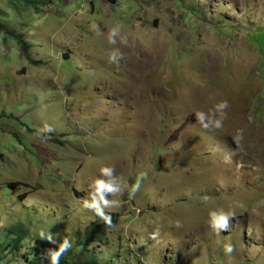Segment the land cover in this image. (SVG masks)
<instances>
[{
  "label": "rangeland",
  "instance_id": "374dc122",
  "mask_svg": "<svg viewBox=\"0 0 264 264\" xmlns=\"http://www.w3.org/2000/svg\"><path fill=\"white\" fill-rule=\"evenodd\" d=\"M30 1L0 0L29 44L0 32V243L23 224L54 236L44 264L65 237L100 264H264V0Z\"/></svg>",
  "mask_w": 264,
  "mask_h": 264
},
{
  "label": "trees",
  "instance_id": "16d2710c",
  "mask_svg": "<svg viewBox=\"0 0 264 264\" xmlns=\"http://www.w3.org/2000/svg\"><path fill=\"white\" fill-rule=\"evenodd\" d=\"M13 1V0H11ZM25 2L26 4H32L30 0H18ZM109 4H116L117 0H107ZM0 32L5 38H15L24 50L29 49V44L21 33H16L12 29L2 27L0 25ZM106 215V214H105ZM110 217V223L116 221V217L113 215H106ZM102 217V216H101ZM101 217L97 220L101 221ZM105 224H109L105 219ZM105 228L98 224L91 226L84 234V246H91L95 240H103L106 238ZM44 241L40 237L31 238L30 231L23 225L18 224L7 230V237L3 243H0V255H4V258L0 260L1 264H44L40 260V255L44 251ZM78 248V247H77ZM76 250V249H75ZM74 250V254H75ZM28 254V255H27ZM29 256V257H28ZM7 257L11 260L5 262ZM46 264H50L47 262ZM59 264H100L98 257L93 253H87L80 255L79 253L71 256L67 253H63L60 256Z\"/></svg>",
  "mask_w": 264,
  "mask_h": 264
},
{
  "label": "clouds",
  "instance_id": "9594fccd",
  "mask_svg": "<svg viewBox=\"0 0 264 264\" xmlns=\"http://www.w3.org/2000/svg\"><path fill=\"white\" fill-rule=\"evenodd\" d=\"M119 32V26L113 27L109 30V40L110 42H113L111 40V37L113 35H116ZM121 53L117 52V53H110L109 55V60L112 62H118V59L121 57ZM218 109L221 110L220 112V118L216 121L213 122V126L216 128H219L222 126V120L226 117V113L223 111L224 109H226L228 107V102L226 100L221 101L217 104L216 106ZM197 118L200 121V123L202 124L203 127H208L207 125L202 123L203 120V114L197 113ZM46 130L51 131V127L48 125H45ZM114 168L113 167H109V166H104L100 169V171L103 173V175L105 176H111L112 172H113ZM145 174L144 173H140V175L137 177L135 184L132 185L131 188V192H135L137 190V188L140 186V182L141 179L143 178ZM95 190L98 193L104 192V191H108V192H114L116 191V188L111 184V183H106L101 179H97L95 181ZM101 199H103V197L101 196ZM105 204H107V201H104ZM93 207H95L96 213L100 216H102L107 222L110 223V217L106 216L103 211L101 210V208L99 207L98 204H94L92 205ZM211 215V221H210V225L213 228V230L219 232L221 229L223 230H227L228 229V223H229V219L232 216L231 212H221L219 214L213 212L210 214ZM41 238H45L50 242L55 243V239L53 238L54 236L49 234L47 236H45V233L43 231H41L39 233ZM158 235V230L154 233H152V237L155 238V236ZM72 245L69 243L67 237H65L63 239V242L59 244L58 248L55 251H52L51 249L48 250L49 255H50V264H59L60 261V256L66 252ZM233 250L231 243H226L224 245V251L226 253H231Z\"/></svg>",
  "mask_w": 264,
  "mask_h": 264
}]
</instances>
